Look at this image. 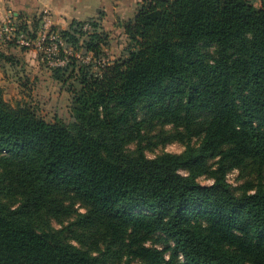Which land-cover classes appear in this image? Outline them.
Segmentation results:
<instances>
[{"label": "trees", "instance_id": "1", "mask_svg": "<svg viewBox=\"0 0 264 264\" xmlns=\"http://www.w3.org/2000/svg\"><path fill=\"white\" fill-rule=\"evenodd\" d=\"M123 30L105 66L100 23L60 32L91 58L50 68L69 125L0 88V264H264V0H146ZM172 143L185 151L147 157Z\"/></svg>", "mask_w": 264, "mask_h": 264}, {"label": "rangeland", "instance_id": "2", "mask_svg": "<svg viewBox=\"0 0 264 264\" xmlns=\"http://www.w3.org/2000/svg\"><path fill=\"white\" fill-rule=\"evenodd\" d=\"M258 8H261L263 0H253ZM109 33V45L104 49L105 56L101 57L98 64L105 66L110 62H116L125 57V49L128 46V40L123 28H118ZM5 49H14L11 55L15 60V65L7 67V74L0 71V80L2 81L4 100L15 109H27L35 113L40 119L49 124L65 123L67 125L73 122L72 117V98L61 84L51 78V71L47 64L40 61L39 54L35 53L30 61L22 58L20 55L24 50L16 46H1ZM18 54V55H17ZM85 59V58H83ZM87 59V58H86ZM91 60V58H90ZM90 62V61H89ZM101 63V64H100ZM100 66V67H101ZM96 70V69H94ZM3 81H6L3 83ZM131 150L134 146L130 147ZM185 148L182 144L172 143L165 147H157L153 151H147L148 158H156L163 154H182ZM199 183L204 186L213 184V180L208 176H202L198 179ZM227 182L236 190H241L244 180L241 178L239 171H233L227 175ZM74 209L80 213H86L85 207L80 202L74 203ZM74 221V219H64L61 222L53 221L52 226L56 230H61ZM75 245L79 243L72 241ZM170 245H172L170 243ZM162 248L163 245H156ZM167 260L169 254H166ZM180 261L182 259L180 258ZM133 264H139L134 262Z\"/></svg>", "mask_w": 264, "mask_h": 264}, {"label": "crops", "instance_id": "3", "mask_svg": "<svg viewBox=\"0 0 264 264\" xmlns=\"http://www.w3.org/2000/svg\"><path fill=\"white\" fill-rule=\"evenodd\" d=\"M144 1L146 0H0V22L12 18L15 22L25 23L31 28L39 21L43 12H48L54 28L59 32L68 31L73 21H95L106 32H112L123 28L126 22L134 18L139 5ZM29 51L24 50L20 57L30 61L35 53ZM13 53L14 49L0 46L1 72L7 74V67L16 64L11 56ZM0 88L3 89L1 86Z\"/></svg>", "mask_w": 264, "mask_h": 264}, {"label": "built area", "instance_id": "4", "mask_svg": "<svg viewBox=\"0 0 264 264\" xmlns=\"http://www.w3.org/2000/svg\"><path fill=\"white\" fill-rule=\"evenodd\" d=\"M89 29V25L85 30ZM16 46L26 50H33L39 54L40 61L49 68L65 66L71 57L76 56L88 63L90 58L83 59L75 55L71 48L66 46L61 33L52 24V17L43 12L39 18L37 30L29 35L20 29L19 24L12 18L0 22V46Z\"/></svg>", "mask_w": 264, "mask_h": 264}]
</instances>
